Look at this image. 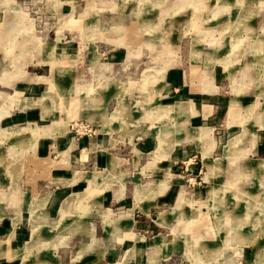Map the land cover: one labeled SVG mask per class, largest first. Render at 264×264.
Wrapping results in <instances>:
<instances>
[{"label":"crops","instance_id":"obj_1","mask_svg":"<svg viewBox=\"0 0 264 264\" xmlns=\"http://www.w3.org/2000/svg\"><path fill=\"white\" fill-rule=\"evenodd\" d=\"M152 1L159 6L165 0ZM101 2L105 5L98 8L101 9L99 12L94 11L96 16H90L88 23L83 25L82 18L72 19L71 23L78 27L74 31L78 30L84 36L89 33L90 38L103 41L108 48L102 52L98 49L99 44L92 42V51L85 54L89 58V66L92 68L95 64L96 71L103 75L104 81L96 85L92 76L76 75L75 72L68 80H50L46 74L32 75L23 88L27 89L30 82H36L39 87L44 86V90L37 92L32 85L35 95L22 98L15 91L9 92L7 99L0 97V111L11 103L12 96L16 101L8 107V112L0 113V123L3 121L6 124L0 132L3 131L10 140L14 139L13 146L14 143L23 144L22 151H27L26 157L35 162V169L41 173L47 172L53 162L49 157L36 154L38 140L43 142V138L55 132H70V122L76 118L100 123L103 130H110L111 133L119 129L120 138L129 141L140 130L138 123L150 120L151 124L141 129L146 139L139 146H131L130 158L119 156L116 151H108L105 156L97 157L98 161L105 162V167L90 173L82 190L79 189V180L86 176L85 170L75 169L69 174L66 170L58 169L51 174H38L39 177L33 173L29 175V185L22 191L25 196L24 209L20 207L17 190L10 194L1 192V196L9 199L10 208L20 209H9L13 215L9 221L2 219L6 212L0 209V264H10L16 255L38 245L43 248L42 255L47 253L48 258L40 256L46 264H183V260L177 258L179 252L192 258L194 248L198 246L201 256L193 264H264V126L254 127L250 136L244 135L243 128H239L242 126V118L237 111L239 105L234 103L226 110L224 100H220L219 96L206 95L219 91L218 75L211 66L213 64H219L222 71H230L234 87L249 90L252 86L250 72L255 64L260 75V84L255 86L262 87L264 50L252 63L249 59L252 47L244 46L240 50L234 38H244L246 35L237 32L235 25H232L229 17L231 2L169 1L172 5L170 10L174 9V13L190 5L195 9L204 8L193 11L180 21L187 27L192 26L193 36L190 38H187L191 34L188 33L191 31L189 28L178 31L176 18L168 21L162 35L153 33L146 36V30L155 26L151 20L140 15L144 0ZM59 3L61 7L64 4L63 0H0L3 7L14 9L15 24L31 23L33 27L35 24L36 30L40 31H36L35 38L40 39L41 49L48 53L62 42L63 32L53 30L56 42L50 46L46 40L49 32H41L37 24L43 23L45 26L54 21L55 16H48L43 9ZM27 4L33 10H40L41 17L27 16L29 11L27 13L24 9V6L29 7ZM72 5H76L75 1ZM251 7L249 3L244 9L248 12ZM108 10L111 13H107ZM129 13L137 16L130 18ZM210 19L216 21L208 24ZM58 23L59 19L56 21ZM247 23L244 34L250 37L252 20ZM217 30L220 35L214 36ZM184 39L188 41L185 49L181 43ZM202 39L216 40V47H202L199 42ZM263 42L264 38L255 40V44ZM118 46L123 47L118 49ZM145 50L159 64L140 67L141 75L138 77L133 76L131 71L119 75L126 69L127 62H134L131 57L138 58ZM239 55L244 57L240 60ZM73 57L81 60L79 57L82 56L76 54ZM112 57L116 58L102 59ZM242 60V65L236 68V63ZM62 61L60 67L54 65L56 71L66 73L75 69L73 64L67 66ZM14 63L17 67L22 64L17 59ZM119 63H124V66H119ZM6 75L4 73L0 77L6 78ZM17 75L10 74L7 80L4 79L7 85L12 84V79ZM145 76L148 77L146 81ZM151 88L155 91L152 98L144 92ZM70 91L74 97H59V94ZM166 91H171L170 95ZM134 94L145 96L138 115L134 114L133 102L129 103ZM258 94H264V90H259ZM163 96L168 97L157 101L158 97ZM245 96L242 97L243 101L247 99ZM123 105L128 109L126 112H123ZM60 110L62 114L58 115ZM48 119L51 121L47 124H39ZM158 119L164 120L162 126H155L154 122ZM34 130L42 132L35 136ZM219 132L226 138L218 155L214 156ZM111 133L110 140L114 142L116 139ZM194 136L204 143V148L197 153L196 162L191 163L189 155L193 150L192 145L183 147L181 144H191ZM148 137L154 138V144ZM97 147L95 143L94 150ZM29 149L34 151L29 153ZM101 149L105 150L103 147ZM12 150L15 152V147ZM70 150V147L61 150V158L57 162L66 164L69 158L72 162L77 161V158L72 159ZM178 160L186 161V164L178 165L184 170L189 169L188 172H175V162ZM9 165L11 168L22 166L19 161L10 162ZM227 168H232L230 178L226 175ZM190 174L200 179V184L190 187L185 178ZM46 177L57 183L46 182L47 187H42L40 180ZM147 177L152 178L143 180ZM202 182L205 184L201 185ZM112 184L114 189L110 187ZM39 186L46 194L39 193ZM110 188L111 191L108 190ZM70 195L75 196L69 207L73 213L62 218V204ZM37 200L42 203L38 209L35 207V204H39ZM52 203L53 211L47 207ZM24 215L31 217L29 233L27 225H20ZM178 218H187L183 227H178ZM56 219L60 222H55ZM60 223L63 224L62 234L55 237L52 235L55 231L53 226ZM65 227L69 229L65 231ZM29 241L31 244L27 243ZM180 243L185 244L183 249L179 248ZM46 247H50L49 250Z\"/></svg>","mask_w":264,"mask_h":264},{"label":"rangeland","instance_id":"obj_2","mask_svg":"<svg viewBox=\"0 0 264 264\" xmlns=\"http://www.w3.org/2000/svg\"><path fill=\"white\" fill-rule=\"evenodd\" d=\"M75 1L76 5L73 6L72 3ZM96 3H93L92 0H63V6L61 7V3H59L57 6L54 4L52 8L49 9H43L46 11V14L48 16H55L54 21H50L49 23L44 24L42 23L41 25L37 24V28L41 29L42 31H46L48 33L47 35V42L51 46L53 43L56 42L54 39V34L52 33L54 29H60L61 32H63V39L62 42L60 40H57L60 42L53 50L51 53L45 52L44 49H41V41L40 39L35 38V33H39L40 31L36 30V26L34 24V27L30 24L24 23V24H15L16 19V13L14 9H11L9 6L3 7L0 5V75L4 76V73L8 74L6 78H1L0 77V89L6 90L8 93L0 90L1 93V98L7 99L8 96H10L9 92L13 93L15 91L20 93V97H24L26 95H35V91L33 89H36L37 92L44 90V86L39 87V84L36 82H30L29 87L23 88V85L28 83V80L31 79L32 75L35 74H46L50 77V80H68L71 76L79 75L78 73L84 74L86 76H92L93 77V82L96 83V85L101 84V82L104 81L103 75L100 74L96 71L95 64L91 68L89 66V58L85 56V54L92 49L91 45L92 42L98 45V49L100 51L108 50L106 49V46L103 41H96V38L92 37L90 38L89 33L85 34V36L81 33H78L77 26L72 25L71 21L72 19L75 18H82L83 19V25L89 22V17H95L96 12H99L101 9L98 10L99 7L104 6L105 4L101 2V0H96ZM116 2H119L120 0H114ZM172 0H165L161 2L159 6L158 4H155L152 0H144V7H142V13L140 15L145 16L149 20L152 21V24L155 26V28L147 29L146 36L150 34H157L160 35L163 32V28L167 25L168 21L174 20L176 18L177 20V27L178 31H183L184 29L191 30L187 35V38H190L192 34V26H186L185 23L182 24L180 21L185 19L186 15L191 14L193 11H202L204 8H196L192 7L191 5L189 7H181L176 10V13H174V9L170 7V2ZM211 1H216L217 3H233L231 6V9L229 11V17L230 20L232 21V25H235V29L238 30L237 32H240L243 35H246L244 38H241V40H237L240 38H234V41L238 43L240 50L245 46L249 47L251 46V53L249 55V59L251 60L250 62H254L257 60L258 57L262 54V51L264 50V42L263 43H256L255 40L257 38H264V0H211ZM236 1H238L240 4H238ZM70 2L71 4H69ZM213 2V3H216ZM235 3V4H234ZM249 3L252 4V7L246 12L247 10L244 9V6L248 5ZM4 4V3H2ZM29 7H25L24 9L27 10V16H36V17H41L42 12L38 9H31L30 4ZM240 5V6H239ZM172 6V5H171ZM212 11V10H210ZM245 11V13H243ZM252 11L250 15L249 12ZM107 13H111L109 10ZM206 14V13H205ZM208 15L211 14V12H207ZM110 15V14H109ZM248 15V16H247ZM59 16V18H57ZM137 15L135 13H129V17H136ZM207 16V15H206ZM246 16V17H245ZM251 17V18H250ZM57 19H59V23L56 24ZM214 20V21H213ZM252 20V36H248L247 34H244L246 32L245 30V25H248V21ZM15 21V22H14ZM216 19H210L208 21V24H211L215 22ZM246 22V23H245ZM31 25V26H30ZM174 25V26H175ZM173 26V27H174ZM109 27V25L107 26ZM31 28L32 31L30 30ZM101 28H104L103 26ZM37 31V32H36ZM164 33V32H163ZM162 33V34H163ZM161 34V35H162ZM214 36H219L218 30L214 32ZM202 47L204 48H211V47H216V40H207V39H202L199 41ZM196 41V43H199ZM64 43V44H62ZM68 45H67V44ZM103 43V45H102ZM182 47L185 49L188 46V41L186 39L182 40ZM48 45V46H49ZM49 46V47H50ZM123 46H118V49H122ZM124 52H126V48L124 47ZM92 51V50H91ZM120 51V50H119ZM156 53V52H155ZM154 53V54H155ZM64 54H67L64 56ZM78 54L81 60H77V58L73 57V55ZM239 57H241L239 55ZM242 56L240 60L243 58ZM116 57L112 58H102L103 60H113ZM20 60L22 63L20 67H17L16 64L14 63V60ZM120 59V58H119ZM117 59V60H119ZM130 59H134L133 63H126L125 67L126 69L123 70V72H119V75L131 71V74L135 77L140 76V70H138L140 67L146 66L148 64H159L158 60L156 58H153L148 54V52L145 50L143 54L140 55V57H131ZM62 61L65 65L69 66L70 64H73L75 66V69L73 71H68L66 73H61V71H56L55 66H59V63ZM129 61V59L127 58ZM120 61V60H119ZM244 60L241 62L236 63V68H238ZM119 66H124V63L118 64ZM114 65V66H118ZM212 68L216 69L217 75H218V85H219V91L217 93H212L210 92L209 94H206L208 96H219L220 100H224V105L227 110V108L230 105H233L234 103L238 104L235 106H238V113L240 114L241 124L242 126L239 128H243L244 135L250 136L252 133V130L256 126H264V94H258L259 90H264V85L260 87V85L257 87L255 86L258 82L259 79V72H258V67L254 64L251 68V76H252V86L250 90L247 88H237L234 87V81L231 77V73L228 70L222 71L221 66L219 64H213ZM80 67V69H79ZM16 78L12 79V84L6 83L4 79H8L9 75H15ZM264 73V70H263ZM264 75V74H263ZM148 77L145 76L144 81H146ZM256 80V81H255ZM92 82V81H91ZM92 82V84H94ZM17 83V84H16ZM260 84V83H259ZM34 86L35 88L31 89V86ZM22 86V87H21ZM39 87V88H38ZM99 87V86H97ZM56 92L55 90H52ZM144 92L147 94L148 97H154L155 91L153 88L144 90ZM164 92V91H163ZM170 95L171 91L168 93L167 91L165 92ZM164 93V94H165ZM196 94V93H195ZM198 94V93H197ZM168 95V96H169ZM243 95H246L247 99L245 98V101H243ZM143 94H134L133 98L129 101V103L133 102L132 108L134 110V114H137L140 112V104L143 102ZM168 96H163L162 98L157 99V101H161L164 98H167ZM59 97H62V99H65L67 97H74V93L70 91L69 93H63L62 95L59 94ZM145 97V96H144ZM240 97V98H238ZM237 100V101H236ZM239 100V101H238ZM241 100V101H240ZM11 103L9 105L5 106L4 110H1L0 113L8 112V107L12 106L15 104V99L12 98L10 99ZM232 102V103H230ZM151 104V102H150ZM112 109V108H111ZM110 109V110H111ZM123 112H126L128 109L125 105L122 106ZM62 114V110L58 111V115ZM153 114H151L149 117H151ZM51 120L43 121L39 124H47ZM151 121L150 120H144L138 123V126L140 130L135 133L133 136L132 141H129L128 139L122 140L120 138V133L121 132L119 129L116 131H107L102 129V125L96 122H93L89 119L85 118H76L70 122V132H65V131H60V132H55L52 135H49L48 137L43 138V142L38 140L37 146L35 148L36 154L41 157H49L53 163H51V166L48 168L47 172H44L45 174L49 173L51 174L53 171L62 169L63 171H68L69 174H71L75 169H83L85 170L86 176L82 179L79 180L80 187L79 189H83L86 181L88 180V176L90 173L94 172L96 169L97 170H103L105 165V162H100L96 158L105 156L107 152L109 151H116L119 156H124L126 158H130L132 156V150L131 146H139L141 143L146 139V136H144V133L141 132V129L147 127L150 125ZM155 126H162L164 124V120L158 119L157 121L154 122ZM6 124L5 122L1 121L0 123V130L1 128H5ZM100 128L102 131H100ZM108 128V127H107ZM155 128V127H154ZM197 128V127H196ZM193 128V129H196ZM250 128V129H247ZM110 129V128H109ZM238 129L237 131H239ZM236 131V132H237ZM3 132V131H2ZM0 132V193L1 192H6V193H13L16 191V193L19 196V201L21 209H24V198L22 191L26 190L28 185H29V180H31L29 177L30 174H35L38 176V174H42L40 176H43L44 173L38 172L39 170L35 169L36 165L34 161H31L30 159L26 157L27 151H22L23 144H16L14 143L15 146H13L14 139L10 140V137L6 136L4 133ZM34 135L37 136L40 134L42 131L40 130H34ZM179 132V131H178ZM180 132H183L181 130ZM232 132V130H231ZM28 133V132H27ZM110 133L112 134V137L116 139L114 142L112 139L110 140L111 136ZM107 135V136H106ZM218 135V148L214 154V156H217L219 153V149L222 147V144L224 143V140L226 136L222 133L219 132ZM96 137V140H93V138ZM153 137V136H152ZM181 136H178V138ZM148 139H151L150 141L153 142L154 144V138L148 137ZM194 142L191 144L187 143H182L181 146H187V145H192L193 150L192 153L189 155L192 159V162H196L198 159L197 153H200V151L204 148V143L201 142L196 136L193 137ZM13 140V142H12ZM49 143L48 146L45 145V143ZM97 143L98 147L97 150H94V144ZM12 144V145H11ZM52 145V146H50ZM50 146V147H49ZM10 147V148H9ZM12 147H15V152L12 150ZM70 147V155L74 158H77V161L72 162L71 159L69 158V161L64 164V163H58L57 161L61 158V150L67 149ZM101 147H103L102 150ZM12 151H11V150ZM29 153L33 152V149L28 150ZM146 156V153L144 154V157ZM187 156V158L189 157ZM189 157V158H190ZM230 158V157H229ZM19 161L22 166L18 168H11L9 163L10 162H15ZM96 161V163H94ZM104 161V160H103ZM178 162V163H177ZM175 167H177V170H175L176 173L182 174L186 173L189 171L184 170L182 166H179L178 164H186V161L183 162L181 160H178L175 162ZM178 165V166H177ZM31 168H34L31 170ZM182 169L184 171H182ZM228 174L226 172V175L228 176L227 178H230L229 175L230 172H232V168H227ZM225 175V176H226ZM39 177V176H38ZM149 177V176H148ZM143 178V180L146 179H151L150 178ZM185 178L188 179V183L190 184V187H194L196 184H200V179H196L193 177L192 174L187 175ZM57 183L54 182V180H49L48 177L42 178L40 180V185L42 187H47L46 184L44 183ZM199 182V183H198ZM204 185L205 183L202 182L201 185ZM110 187L114 189V185L112 184ZM39 193L40 194H46L39 186ZM111 191L112 189H108ZM107 190V191H108ZM189 190V189H188ZM74 195L68 196L63 204H62V210L63 212V217H68V214L73 211H70L69 207L73 204L74 202ZM22 199V200H21ZM8 198H5L0 195V209L2 212H6L5 216L2 217L4 221H9L12 220L13 215H11V212L9 209H17L19 210L20 207H12L8 206ZM39 203V201L37 200ZM35 201V203H37ZM40 202L39 204H35V207L40 208ZM50 210L53 209V203L48 204L47 206ZM53 211V210H52ZM75 212V211H74ZM88 212V211H86ZM78 214V213H77ZM79 215V214H78ZM80 216V215H79ZM71 219V217H70ZM187 218H178L177 225L178 227H183L185 220ZM30 220L31 217H26L25 215L22 217L20 220V225L22 224L23 227L27 225L28 227V233L30 232L29 226H30ZM81 220V218H80ZM83 221V220H81ZM55 222H60V220H57ZM82 224V222H80ZM56 225V223H54ZM63 224L60 223L58 226H53L55 231L52 232V235L55 237L58 236V234H62V226ZM65 225V224H64ZM46 227V225H45ZM52 227V226H51ZM65 231H67L69 228L65 227ZM148 231V230H147ZM150 231H148L149 233ZM54 237V239H55ZM28 244H31L30 241L27 242ZM33 244V243H32ZM30 246V245H29ZM28 246V247H29ZM184 248L185 244L180 243L179 248ZM50 247H46V249L49 250ZM53 248V247H51ZM180 248V249H181ZM196 248V249H195ZM194 248V255L192 258H189L186 254L182 253V251L179 252L178 254V260L182 259L183 264H193L195 259L198 257L200 258L201 256V248L195 247ZM44 249V250H46ZM43 248H41L40 245L35 246L33 248L25 250L22 254L16 255L10 262V264H46L43 263V259L40 258V256H44L48 258L47 253L45 252L44 255H42ZM45 258V259H46Z\"/></svg>","mask_w":264,"mask_h":264}]
</instances>
